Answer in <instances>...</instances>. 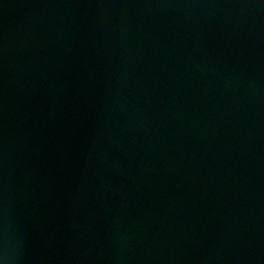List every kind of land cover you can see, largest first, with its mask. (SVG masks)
Listing matches in <instances>:
<instances>
[{"label":"water","instance_id":"water-1","mask_svg":"<svg viewBox=\"0 0 264 264\" xmlns=\"http://www.w3.org/2000/svg\"><path fill=\"white\" fill-rule=\"evenodd\" d=\"M0 260L264 264V0H0Z\"/></svg>","mask_w":264,"mask_h":264},{"label":"clouds","instance_id":"clouds-1","mask_svg":"<svg viewBox=\"0 0 264 264\" xmlns=\"http://www.w3.org/2000/svg\"><path fill=\"white\" fill-rule=\"evenodd\" d=\"M0 264H5L4 260H0Z\"/></svg>","mask_w":264,"mask_h":264}]
</instances>
